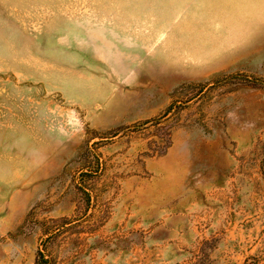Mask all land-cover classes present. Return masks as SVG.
I'll return each instance as SVG.
<instances>
[{
  "label": "rangeland",
  "instance_id": "374dc122",
  "mask_svg": "<svg viewBox=\"0 0 264 264\" xmlns=\"http://www.w3.org/2000/svg\"><path fill=\"white\" fill-rule=\"evenodd\" d=\"M264 264V0H0V264Z\"/></svg>",
  "mask_w": 264,
  "mask_h": 264
},
{
  "label": "trees",
  "instance_id": "16d2710c",
  "mask_svg": "<svg viewBox=\"0 0 264 264\" xmlns=\"http://www.w3.org/2000/svg\"><path fill=\"white\" fill-rule=\"evenodd\" d=\"M49 260L46 258L44 252L42 250L39 251L38 253V259L36 264H49Z\"/></svg>",
  "mask_w": 264,
  "mask_h": 264
}]
</instances>
